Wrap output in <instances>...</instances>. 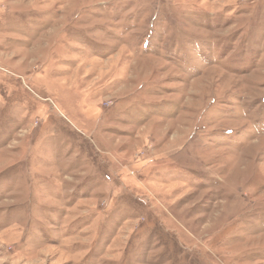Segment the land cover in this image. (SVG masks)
<instances>
[{
    "label": "rangeland",
    "instance_id": "1",
    "mask_svg": "<svg viewBox=\"0 0 264 264\" xmlns=\"http://www.w3.org/2000/svg\"><path fill=\"white\" fill-rule=\"evenodd\" d=\"M0 264H264V0H0Z\"/></svg>",
    "mask_w": 264,
    "mask_h": 264
}]
</instances>
